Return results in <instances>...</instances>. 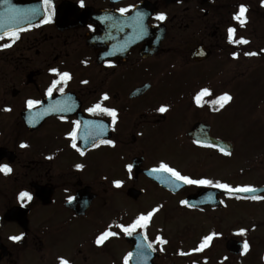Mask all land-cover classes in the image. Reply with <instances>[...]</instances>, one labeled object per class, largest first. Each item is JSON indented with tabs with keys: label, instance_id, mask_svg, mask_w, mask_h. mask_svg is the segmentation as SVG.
<instances>
[{
	"label": "flooded vegetation",
	"instance_id": "obj_1",
	"mask_svg": "<svg viewBox=\"0 0 264 264\" xmlns=\"http://www.w3.org/2000/svg\"><path fill=\"white\" fill-rule=\"evenodd\" d=\"M240 5L247 8L243 26L233 18ZM122 8L129 10L121 13ZM159 14L166 19L157 20ZM229 28L235 29L231 43ZM13 30H20L19 39L0 40V165L12 169L0 172V264H60V258L69 264H124L125 257L127 264H198L197 255L190 256L208 250L196 251L203 238L188 247L198 217L215 218L210 244L221 240L219 251L224 209L264 202L252 199L264 190H233L213 194L215 205L182 204L209 189H225L186 185L152 171L163 162L193 179L264 189V82L249 83L259 105L240 125L236 141L224 135L226 112L240 98V75L264 70V0H83V6L81 0H0V35ZM241 38L250 43H237ZM208 65L222 81L210 76L171 94L188 68ZM52 69L71 79L49 96L60 79ZM204 88L212 95L201 96L198 105L195 97ZM225 93L233 99L219 108L213 101ZM29 99L41 103L29 109ZM97 103L116 110L115 122L107 113L87 111ZM161 106L168 110L159 112ZM250 146L254 157L244 158L243 169L226 168V160L240 158ZM22 191L32 200L21 202ZM157 208L147 226L131 235L117 227ZM105 231L117 235L98 245ZM158 236L168 243L160 244ZM225 249L228 254L217 258L222 264L244 252L236 254L226 244ZM258 261L264 264V256L249 259Z\"/></svg>",
	"mask_w": 264,
	"mask_h": 264
},
{
	"label": "rangeland",
	"instance_id": "obj_2",
	"mask_svg": "<svg viewBox=\"0 0 264 264\" xmlns=\"http://www.w3.org/2000/svg\"><path fill=\"white\" fill-rule=\"evenodd\" d=\"M216 74L217 73L216 71H214L212 65L202 67V69H200L199 67L188 68L187 77L179 80L178 87L172 90L171 94L177 95L181 91L186 92L188 90L187 87L191 86L193 82L206 81L210 79V76H213L211 78V81L213 82L222 81L223 79L218 77V75ZM231 76L232 75H229V77ZM240 76L242 77L240 80L241 84L239 85L240 98L238 99L234 107L229 112H226L224 123L225 137H229L230 139H233L235 141L238 137V131L242 130L241 126L247 119L252 116V113L257 110L259 105V100L254 95L252 86H249V83L264 82V70L251 75L241 74ZM227 79L228 78H226V80ZM155 94L159 97L164 95V93ZM260 114H264V106L260 111ZM244 153H246L247 155ZM253 155L254 152L252 151V147L250 146V148H248L246 151H241L240 158L234 160H226V162H229L226 168L232 169L233 165L240 164L241 169H243L248 163L244 158H249L250 156L254 157ZM254 176H258V173H254ZM223 212L225 218V229L224 232H222V236L224 238L222 247L218 251L216 245L221 241L218 240L214 244L209 245L208 250L205 251L206 253H204L205 256H201L203 253L201 255L193 254L190 256L191 260L195 255H197L195 256V258H197V260L199 261L198 264H205V261H202L204 258L208 259L206 264H222L217 258L223 252L225 255L228 254L227 250L225 249V244H228L230 240L237 239L247 241L249 244V250L247 252L244 251L243 255L238 259L225 261L224 264H250L249 259H251L254 254L257 253L258 257L264 256V202H239L237 204L230 205L229 207L224 209ZM215 223V218L210 213L202 217H198L197 220L193 222V225H195V227L192 229L193 238L188 242V247H195L196 242H200V240L205 236L211 235L212 227L213 225H215ZM254 226H256L257 229L252 231V227ZM241 229H246V232L243 235L239 234ZM233 236H236L238 238ZM257 264L261 263L258 261Z\"/></svg>",
	"mask_w": 264,
	"mask_h": 264
},
{
	"label": "snow or ice",
	"instance_id": "obj_3",
	"mask_svg": "<svg viewBox=\"0 0 264 264\" xmlns=\"http://www.w3.org/2000/svg\"><path fill=\"white\" fill-rule=\"evenodd\" d=\"M50 0H44V3L47 5L49 4ZM4 3H10V0H4ZM81 4L83 6V0H81ZM129 9H120L119 11L121 13H124V12H127ZM246 12H247V8L246 6L244 5H240L239 6V10L238 12L234 15V19L237 20L241 26L245 25L246 24ZM50 17L48 20H45V23L49 22L50 21ZM139 19H142V17H139ZM157 20H160V21H163L164 19H166V16L164 14H159L157 17H156ZM19 31L20 30H13V31H6L3 35H0V40H3L5 35L8 36L9 38H11L13 40V42L17 39H19ZM229 32V42L231 43L232 42V36H233V33L235 32V29L234 28H229L228 30ZM237 43H242V44H248L250 43L248 40L246 39H239L237 41ZM11 45L10 44H5L4 47H10ZM264 51V50H262ZM245 55H248V56H255V55H258V53L256 52H247L245 53ZM239 54L238 53H233V57L234 58H238ZM52 72L54 73H57V75H59L60 79L59 80H55L53 81L51 87H49L48 89V95L50 96L53 92V89H55L57 87L58 84H61V82H64L66 83L68 80L71 79V76L68 72H63V73H58L56 69H52L51 70ZM83 83H87V81H83ZM60 91L62 92L63 91V88H60ZM203 95H207V96H211L212 93L211 91L208 89V88H204L196 97V102L197 104L199 105L200 104V97L203 96ZM103 100H108V95L107 94H104L103 97H102ZM232 96L228 93H225L221 96H219L217 98L216 101H213V103L215 104H218L219 105V108H223L228 102H230L232 100ZM39 103H41L40 101H35V100H27L26 101V104L28 106L29 109H31L32 107H34L35 105H38ZM202 106V105H201ZM53 110H57V109H53ZM168 109L166 106H161L158 111L161 112V113H164L166 112ZM5 111H10V109H5ZM89 113L93 114V115H96L97 113H107L109 116H111L113 118V122H115V119H116V116H117V113H116V110L115 109H109V108H106V107H102L101 106V103H97L95 104L93 107L89 108L87 110ZM80 122H74V124L76 125H79ZM100 127L102 128L103 125H100ZM70 136L72 137L73 141H75L76 139V132L73 131ZM102 143H105V144H113V142L111 140H104V141H101ZM21 147H27V145H24L22 144ZM72 147L73 148H76L77 145L76 143L74 142L72 144ZM79 150V149H78ZM220 152L222 154H224L225 156H230L231 155V152L224 149V148H220L219 149ZM84 153L81 152V155H83ZM49 159H51V157H49ZM83 166L82 165H77V168H82ZM164 171V172H167V173H170L176 180L178 181H182L184 184L186 185H207V186H214L216 188H219V189H225V190H228V191H237V192H243V193H250V192H255L257 191V189L251 187V186H246V187H240V188H236V189H233L230 187V185H228L227 183H221L219 181H213L211 179H193V178H190L189 176L187 175H183L181 174L180 171L170 167L168 164L166 163H161L159 168L158 169H153L152 171L153 172H156V171ZM12 169L8 166V165H0V172H3L5 175L11 173ZM129 171H131V166H129ZM122 184L121 181H114V185L116 187H120ZM32 194L27 192V191H22L19 193V196H18V199L23 202L25 200L27 201H31L32 200ZM252 199H256V200H261V199H264V196H261V197H252ZM182 204H187L188 202L187 201H181ZM223 203V202H222ZM159 211V208L157 209H153L151 212L147 213L146 215L142 214L140 215L130 226H124V225H117V227L121 228L122 231L128 235H131L133 231H135L136 229L138 228H145L147 226V224L149 223L151 217L153 216V214L155 212ZM246 232V229H241L240 230V233L241 235H243L244 233ZM117 233L116 232H113V231H105L103 232L102 234H100L97 239H96V243L98 245H101L103 244L109 237L111 236H116ZM216 235V233H213L211 235H208V236H205L203 238V241L202 243L199 245V247L196 249V251H201L207 247H209V244L210 242L213 240L214 236ZM10 239L14 240V241H19L20 239H22L21 236H13V237H10ZM145 240H147V236L145 235L144 237ZM157 241L160 243V244H167L168 241L166 239H164L163 237H157L156 238ZM147 247L149 249H152L153 251H155V249L153 248V245L152 243H148ZM243 249L245 252H247L249 250V244L247 241L244 242L243 244ZM181 255H185V253H180ZM132 254L129 253L128 256L130 257ZM225 259H227L225 257ZM128 262V257H125V262L124 264H127ZM60 264H69V262L63 258H60Z\"/></svg>",
	"mask_w": 264,
	"mask_h": 264
},
{
	"label": "water",
	"instance_id": "obj_4",
	"mask_svg": "<svg viewBox=\"0 0 264 264\" xmlns=\"http://www.w3.org/2000/svg\"><path fill=\"white\" fill-rule=\"evenodd\" d=\"M201 51H202L201 48L196 50V52L193 54V57L199 56L200 55L199 52H201ZM226 145H229V144H226ZM263 190L264 189H258L255 192H250V193L240 192V193L247 194V195H253V194L260 193ZM218 192H228V191H226V190L218 191L217 189H209L204 194H202L200 196L192 195V196L188 197V203L199 204L200 206H205V205H209V204L215 205L216 201L213 200L212 195L214 194V198H216ZM227 248L230 251H232L236 254H239L243 249V244H242V242L237 241V240H230L229 243L227 244Z\"/></svg>",
	"mask_w": 264,
	"mask_h": 264
}]
</instances>
